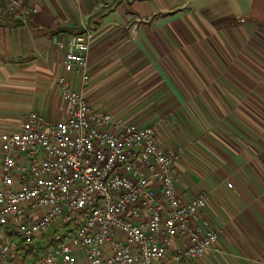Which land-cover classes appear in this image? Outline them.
<instances>
[{
	"label": "crops",
	"instance_id": "0c3cea01",
	"mask_svg": "<svg viewBox=\"0 0 264 264\" xmlns=\"http://www.w3.org/2000/svg\"><path fill=\"white\" fill-rule=\"evenodd\" d=\"M23 1L36 8L28 25L0 18V133L32 109L67 117L56 39L69 33L56 31L81 26L92 34L91 82L75 76V88L95 107L157 125L160 145L179 151L184 198L211 191L218 241L174 264H264V0Z\"/></svg>",
	"mask_w": 264,
	"mask_h": 264
},
{
	"label": "built area",
	"instance_id": "2783aa9c",
	"mask_svg": "<svg viewBox=\"0 0 264 264\" xmlns=\"http://www.w3.org/2000/svg\"><path fill=\"white\" fill-rule=\"evenodd\" d=\"M35 12L23 0H0V18L28 25ZM91 46L87 29L56 39L65 119L32 109L19 129L0 133V264L25 252L24 243L32 264H174L203 257L218 241L207 215L211 191L184 198L177 189L179 151L160 145L157 125L95 107L75 88V76L84 88L91 82Z\"/></svg>",
	"mask_w": 264,
	"mask_h": 264
},
{
	"label": "trees",
	"instance_id": "16d2710c",
	"mask_svg": "<svg viewBox=\"0 0 264 264\" xmlns=\"http://www.w3.org/2000/svg\"><path fill=\"white\" fill-rule=\"evenodd\" d=\"M17 23H20L19 21H16ZM85 28L81 27V26H76L75 28L71 29V28H61L59 30L56 31V33H69L72 34L74 32H78V31H84ZM24 249L25 250V257L30 256L31 255V249L28 248L27 244H22L20 247V250Z\"/></svg>",
	"mask_w": 264,
	"mask_h": 264
},
{
	"label": "rangeland",
	"instance_id": "374dc122",
	"mask_svg": "<svg viewBox=\"0 0 264 264\" xmlns=\"http://www.w3.org/2000/svg\"><path fill=\"white\" fill-rule=\"evenodd\" d=\"M146 96H148V95H146ZM100 98V97H99ZM100 101H101V98H100ZM98 104L99 105H101V103L98 101ZM108 110V109H107ZM148 113V111H145V112H143V115H146ZM260 130H262V128H259ZM260 178L262 177L261 175L259 176ZM50 239H51V237H49L48 238V240H46L45 242H49L50 241ZM43 244H44V242H43ZM20 257V256H19Z\"/></svg>",
	"mask_w": 264,
	"mask_h": 264
}]
</instances>
